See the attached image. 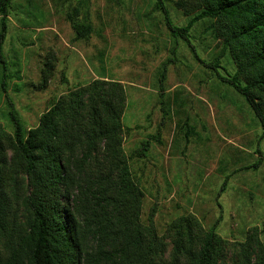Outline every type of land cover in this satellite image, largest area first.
<instances>
[{
    "label": "rangeland",
    "instance_id": "obj_1",
    "mask_svg": "<svg viewBox=\"0 0 264 264\" xmlns=\"http://www.w3.org/2000/svg\"><path fill=\"white\" fill-rule=\"evenodd\" d=\"M161 1L166 13L158 0H10L0 126L12 130L10 103L29 129L62 93L96 78L116 80L126 97L122 150L144 194L141 220L153 211L162 234L181 215H194L205 230L221 215L216 232L223 239L242 242L257 227L264 241V137L245 98L222 79L235 65L225 54L219 67L208 66L222 48L209 19L187 34L199 60L171 34L168 22L185 26L196 1ZM83 14L91 31L77 38L69 16L80 22ZM50 54L55 68L40 89ZM150 136L145 156L137 157Z\"/></svg>",
    "mask_w": 264,
    "mask_h": 264
},
{
    "label": "trees",
    "instance_id": "obj_2",
    "mask_svg": "<svg viewBox=\"0 0 264 264\" xmlns=\"http://www.w3.org/2000/svg\"><path fill=\"white\" fill-rule=\"evenodd\" d=\"M194 1L198 11L185 26L168 22L171 34L198 59L187 34L199 20H210L222 48L208 66L231 57L235 71L222 79L245 98L264 137V0ZM9 4L0 0L2 68ZM157 7L166 13L161 0ZM70 16L76 37L88 38L86 14L80 22ZM54 68L50 54L37 87H46ZM0 87L6 88L3 77ZM125 101L122 83L96 78L59 95L29 129L10 103L12 130L0 126V264H264L257 227L231 243L216 232L221 215L208 230L194 215H181L162 234L153 211L141 220L144 194L122 150ZM152 139L142 141L137 157Z\"/></svg>",
    "mask_w": 264,
    "mask_h": 264
}]
</instances>
